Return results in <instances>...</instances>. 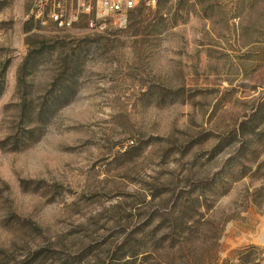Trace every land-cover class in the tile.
<instances>
[{
	"label": "rangeland",
	"instance_id": "rangeland-1",
	"mask_svg": "<svg viewBox=\"0 0 264 264\" xmlns=\"http://www.w3.org/2000/svg\"><path fill=\"white\" fill-rule=\"evenodd\" d=\"M31 10L0 0V264H264V0Z\"/></svg>",
	"mask_w": 264,
	"mask_h": 264
},
{
	"label": "built area",
	"instance_id": "built-area-1",
	"mask_svg": "<svg viewBox=\"0 0 264 264\" xmlns=\"http://www.w3.org/2000/svg\"><path fill=\"white\" fill-rule=\"evenodd\" d=\"M33 19L68 31L79 25L102 30L107 25L122 27L128 15L139 9H154L158 0H31Z\"/></svg>",
	"mask_w": 264,
	"mask_h": 264
},
{
	"label": "trees",
	"instance_id": "trees-1",
	"mask_svg": "<svg viewBox=\"0 0 264 264\" xmlns=\"http://www.w3.org/2000/svg\"><path fill=\"white\" fill-rule=\"evenodd\" d=\"M140 10H143V9H140ZM140 10H137V11H140ZM22 70H23V68H21L19 70V74H20L19 75V78H20L19 80H23L24 79L23 76H22V74H24V73H22ZM3 91H4V78H3V76H1L0 77V97H1V95L3 93ZM26 108H27V101H26V99H24V98L23 99H20V102L18 104V111H19V113L22 114L26 110ZM36 114L37 115L40 114V109L37 110V113ZM40 126H41V124L40 123H37V124L33 125L32 128L29 127L28 129L31 130V131H34V130L39 129ZM7 140H13L12 146L9 147V150H11V151H17L20 148V146L26 142L25 141L26 139L17 138V137H14L12 139H11V137H8ZM2 144L3 143H1V145ZM250 249H253V248H249V250Z\"/></svg>",
	"mask_w": 264,
	"mask_h": 264
}]
</instances>
